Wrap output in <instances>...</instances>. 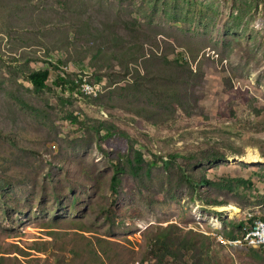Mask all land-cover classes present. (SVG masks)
Returning <instances> with one entry per match:
<instances>
[{
  "label": "rangeland",
  "instance_id": "rangeland-1",
  "mask_svg": "<svg viewBox=\"0 0 264 264\" xmlns=\"http://www.w3.org/2000/svg\"><path fill=\"white\" fill-rule=\"evenodd\" d=\"M177 162L253 186L189 184ZM263 166V0H0V264H156L162 232L189 264H264L218 238L241 235L224 218L264 221Z\"/></svg>",
  "mask_w": 264,
  "mask_h": 264
},
{
  "label": "trees",
  "instance_id": "trees-1",
  "mask_svg": "<svg viewBox=\"0 0 264 264\" xmlns=\"http://www.w3.org/2000/svg\"><path fill=\"white\" fill-rule=\"evenodd\" d=\"M264 4V0H263ZM175 63H177L178 67L185 68L188 67L187 62H180L177 60H174ZM49 75V70L47 68L44 69H38V70H31L26 74V79L29 81L33 89L37 92L42 91L46 87V80ZM64 77V74L61 73V76H58V84L66 86L65 83H69L71 86V90L75 89L77 91V83L75 82L76 78H73L72 80H66ZM95 82V81H92ZM98 83V82H97ZM109 135V131H107ZM178 154H169V159L163 161V166L168 167L171 163L176 161V156ZM226 154L224 152L217 151L216 153H211L207 157H203L207 161L210 162H220L223 161L226 157ZM185 160L188 159L185 156H182ZM190 158H192L190 156ZM142 163L143 158L139 151H135V156L132 158L129 164V171L137 175L139 171L142 169ZM177 166L181 171L182 179L187 181L189 184L194 185H212L217 186L222 189H232L235 186L242 185L244 189H249L253 186V182L250 179H243L240 177L232 178V177H219L216 179V181L209 180L206 178L205 174H200L199 176L193 175L191 172L184 169V167L177 162ZM264 167V166H263ZM262 167V168H263ZM125 168L119 164H114L113 173L110 177V189L113 193L117 192V188L120 185L121 182V176L125 173ZM255 197H257V200L264 199L263 194H258L255 192ZM216 205H222L225 206L226 203H217ZM248 220H241V221H235L231 219L224 218L222 219V224H224L225 227H229L232 229L237 228L240 232L242 231V226H244L245 223H247ZM226 235L228 238L232 239L235 238L233 230H227ZM149 249L148 252L156 257V264H189V260L185 259L184 257L180 260V253H178V248L175 246V244L172 242L171 239H169L168 235L164 232L159 233L156 238L148 245ZM186 251H189L186 249ZM167 256V259H166ZM190 264H196L195 262Z\"/></svg>",
  "mask_w": 264,
  "mask_h": 264
},
{
  "label": "built area",
  "instance_id": "built-area-1",
  "mask_svg": "<svg viewBox=\"0 0 264 264\" xmlns=\"http://www.w3.org/2000/svg\"><path fill=\"white\" fill-rule=\"evenodd\" d=\"M75 82L78 85L77 92L82 96H96L101 92L100 84L92 82L88 75L78 76ZM244 219L248 220V222L242 226L240 237L223 239L221 236H218V238L224 244L228 243L235 246L264 249V221L258 217H254L251 212H247Z\"/></svg>",
  "mask_w": 264,
  "mask_h": 264
},
{
  "label": "bare ground",
  "instance_id": "bare-ground-1",
  "mask_svg": "<svg viewBox=\"0 0 264 264\" xmlns=\"http://www.w3.org/2000/svg\"><path fill=\"white\" fill-rule=\"evenodd\" d=\"M220 208V207H219ZM222 208V207H221ZM221 210V209H220ZM228 212H230V211H228ZM230 213H232V211L230 212Z\"/></svg>",
  "mask_w": 264,
  "mask_h": 264
}]
</instances>
